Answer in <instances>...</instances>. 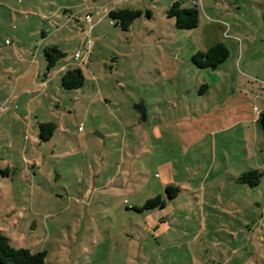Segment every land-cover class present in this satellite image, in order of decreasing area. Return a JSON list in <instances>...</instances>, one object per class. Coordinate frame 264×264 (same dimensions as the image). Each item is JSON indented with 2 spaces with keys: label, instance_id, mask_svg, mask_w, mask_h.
Segmentation results:
<instances>
[{
  "label": "rangeland",
  "instance_id": "obj_1",
  "mask_svg": "<svg viewBox=\"0 0 264 264\" xmlns=\"http://www.w3.org/2000/svg\"><path fill=\"white\" fill-rule=\"evenodd\" d=\"M175 1L0 0V234L12 248L45 264H264V130L222 122L231 101L245 105L242 86L214 103L232 73L264 115V0H197L229 51L216 70L192 65L202 40L167 17ZM114 9L141 16L122 31ZM52 46L65 56L47 72ZM59 67L80 68L83 87L62 89ZM40 123L57 125L46 142ZM157 196L164 207L143 209Z\"/></svg>",
  "mask_w": 264,
  "mask_h": 264
},
{
  "label": "trees",
  "instance_id": "obj_2",
  "mask_svg": "<svg viewBox=\"0 0 264 264\" xmlns=\"http://www.w3.org/2000/svg\"><path fill=\"white\" fill-rule=\"evenodd\" d=\"M149 15V12H146ZM166 15L170 19H174L175 28L177 30L191 31L199 26V12L196 5L184 7L183 1H175L166 10ZM141 16V12L132 9H114L108 13V17L113 21H118V25L122 31H128L129 26L137 18ZM44 58L46 62V69L49 72L56 63L65 56L56 46L46 48L44 50ZM229 57V51L223 43H217L204 51H198L191 56L192 65L200 70H216ZM84 75L80 68H73L66 70L61 74L60 86L64 90H75L83 87ZM55 123H40L38 125L40 141H48L56 130ZM257 177L255 172H249L240 176V180L249 182L251 179ZM258 181L253 184L256 185ZM252 185V182L250 183ZM174 190L172 187H167L166 191L169 193ZM169 195L168 198H173ZM164 202L160 196L150 199L145 202L143 209H151L156 206L164 207ZM46 253L37 252L31 253L27 249L12 248L9 239L0 234V264H45Z\"/></svg>",
  "mask_w": 264,
  "mask_h": 264
},
{
  "label": "crops",
  "instance_id": "obj_3",
  "mask_svg": "<svg viewBox=\"0 0 264 264\" xmlns=\"http://www.w3.org/2000/svg\"><path fill=\"white\" fill-rule=\"evenodd\" d=\"M193 1H196V7H197V5H198L197 0H190V6H191ZM199 18H200V16H199ZM217 27H218L217 24L214 23L213 21H210V22L205 21V22H201V24L199 22V26L196 29H193V30L199 29L200 38L202 40L201 44H199L200 48L196 47V48H199L198 51L207 50L210 47H212L213 45L220 42V40L218 39L219 36L216 34ZM193 30H191V31H193ZM205 34H206V36H204ZM206 37H207V39H205ZM65 71L66 70H64L63 67H59L60 76ZM228 77L230 79L228 86L226 85L225 80H224V87L222 85H217V86L215 85L216 92H218L219 94H218V97L215 98L214 103H222V102L218 101L219 99L222 100L221 99L222 97L224 98V96L221 95L222 93H224L226 96H228L226 93L233 94L235 89H237L238 87L241 88V86H242L243 89H240V91H241L240 93L244 97L243 100H245V105H243V101H241V99L238 101H231L232 104L230 103V105L227 106L226 109L222 110L223 111V113L221 115L222 122L227 125L228 129H231L233 127H236V128L240 127L241 132H243V134L249 128V126L253 127L254 131H256L255 130L256 125L260 121V118L262 116V112H260L258 109H256V107L255 108L253 107V101L255 99L254 88L253 87L247 88L246 86H243L241 84L236 85L238 81L235 80L232 73H230V75ZM199 86L201 89L206 88V86H202V85H199ZM259 87H260V84L258 85V88L256 86V90L260 94H262ZM194 88H196V87H191L189 92H192V89H194ZM208 93H210L209 88L206 89L205 94L207 95Z\"/></svg>",
  "mask_w": 264,
  "mask_h": 264
},
{
  "label": "built area",
  "instance_id": "obj_4",
  "mask_svg": "<svg viewBox=\"0 0 264 264\" xmlns=\"http://www.w3.org/2000/svg\"><path fill=\"white\" fill-rule=\"evenodd\" d=\"M192 5H196V1L192 2ZM88 18V16H87ZM89 49V48H88ZM74 60L75 61H82V54L80 52L74 54ZM262 91H264V83L260 84L259 87Z\"/></svg>",
  "mask_w": 264,
  "mask_h": 264
},
{
  "label": "water",
  "instance_id": "obj_5",
  "mask_svg": "<svg viewBox=\"0 0 264 264\" xmlns=\"http://www.w3.org/2000/svg\"><path fill=\"white\" fill-rule=\"evenodd\" d=\"M137 110L143 117L144 116V110H143L142 106L137 107ZM259 124L261 126V129L264 130V115L261 116Z\"/></svg>",
  "mask_w": 264,
  "mask_h": 264
}]
</instances>
